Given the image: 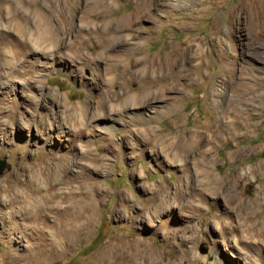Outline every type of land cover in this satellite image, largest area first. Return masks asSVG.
Here are the masks:
<instances>
[{
  "label": "rangeland",
  "instance_id": "obj_1",
  "mask_svg": "<svg viewBox=\"0 0 264 264\" xmlns=\"http://www.w3.org/2000/svg\"><path fill=\"white\" fill-rule=\"evenodd\" d=\"M241 1L0 0V264H102L103 252L114 264H244L242 256L254 254L235 242L234 214L224 212L221 196L206 194L197 169L209 163L226 180L264 161V43L249 49ZM254 1L242 3L264 5ZM189 38L202 44L200 64L169 63L171 45ZM144 55L161 58L162 73L142 72L134 58ZM111 62L116 67L105 72ZM212 73L222 93L209 92ZM165 83H173L167 100L107 114L108 97L153 93ZM152 110L161 116L135 119V111ZM206 127L215 139L205 155ZM156 136H188L190 150L201 152L196 165L188 154L169 161ZM49 158L64 171L46 195L71 192L94 204L85 231L67 225L72 215L57 216L67 226L58 252L50 249L56 212L41 206L24 219L6 215L18 206L8 203L13 177L23 181L29 165ZM248 180L232 187L252 203L264 175L255 170ZM51 200L60 209L71 203ZM255 212L259 220L264 206Z\"/></svg>",
  "mask_w": 264,
  "mask_h": 264
},
{
  "label": "bare ground",
  "instance_id": "obj_2",
  "mask_svg": "<svg viewBox=\"0 0 264 264\" xmlns=\"http://www.w3.org/2000/svg\"><path fill=\"white\" fill-rule=\"evenodd\" d=\"M242 1L239 4V7L237 8L236 11L240 14H242V13L245 14L243 20L246 22V24L248 26V28H247L248 35L251 36L250 44L248 46H249V49H252L253 51H255V49L258 48L259 44L264 43V5L262 3H261L262 5L261 4L259 5L258 3L248 4V2L242 3ZM255 1H257V0H255ZM257 2L260 3V1H257ZM262 2H264V1H262ZM108 24L109 23L106 21L105 23H103V26L107 27ZM232 25H233V23H232ZM116 26L120 27L121 24L116 23ZM228 26H231V23ZM136 33H138L137 30H136ZM216 39L218 42L221 40H224L223 34H221V35L216 34ZM184 41H185L184 43H182V42L179 43V44H181L180 46H178L177 44L171 45V48L169 49V52H168L169 55L166 56V59H170L168 62L175 65V66H177L178 63L182 64V65L183 64H186V65L187 64L188 65L194 64L195 62L192 63V60L197 59V62L194 65H197V64L199 65L201 62L202 56L204 54V51L201 48L202 44L201 43L197 44V43L193 42L191 40V38L184 40ZM106 47H107V45H104L100 49V51L98 52V56H99V54L102 55V53L105 52ZM34 49L38 50L39 48L34 47L33 50ZM75 49H76V47H75ZM78 55H79V53L77 55L74 54L75 57H77ZM153 56L147 57L144 55L143 58L135 57L134 62L136 64H139L140 62H141V64H143L144 67L142 68V72H144V73H152L153 71H155L158 74L162 73L163 69H162L161 58H158L156 56L157 59H154ZM114 64L115 63H113V62L106 64L104 71L105 72L109 71V69H111V68L114 70V68L116 67ZM194 65H192V66H194ZM177 72L180 73V76H184L182 69H180L178 67H177ZM218 77H219V75H215L214 73L209 74V78L212 79V82H210L211 85L209 84L210 85L209 92H214V93L215 92H217V93L221 92L222 93V90L220 88L217 89V87L215 86L217 83ZM172 86H173V83H171V84L165 83L162 87H159V88L157 87L158 88L157 91L153 92V93H149L148 91L145 92L144 88H137L138 90L133 95H129L126 92V95L120 100H118V96H115V98H113V100H115V101H113L110 97H108V100H111V101H108L106 99L109 102L108 103L109 111L107 113V110H106V113L107 114L113 113V111L120 112L121 110L129 108L130 106H128V105H131V108H136V107H139L145 103H148L152 98H155V97L164 98V100H167L168 98L165 95L166 94L168 95V93H171L173 91ZM129 97L132 99L131 102L128 101ZM174 97H173L172 101L174 99H176ZM170 99L171 98H169V100ZM85 108L86 107H84V106L80 107V110L85 111L84 110ZM156 110H152L151 113H146V114L144 112H142V113H144V114H142L140 112L141 110L135 111V113H136L135 119L142 121V122L150 121L152 119H158L159 116H161V113H159L160 110L159 111H156ZM230 110H231V113H235V108H234L233 104H232ZM163 111H165V109ZM157 114H160V115H157ZM234 118H235V114H234ZM211 125H216L218 127L217 123H213ZM212 130L213 129L206 127L204 135L201 136V138H202L201 140H204L207 144L210 145V146H208V148H205L204 151L202 152V153H205V155L207 154V152L210 149H212V147H214L212 145V143H213V140L215 139V134H213ZM187 137L183 136V137H181L182 139L174 138V140H173V138H171V137L156 136V138L154 140H155V142L165 143L164 144V145H166L165 148H168V149H163L162 153H164L165 157L169 161H171V162L179 161V159H178L179 156H183V155L185 156L186 154H188V156H190L193 159L192 162H194L196 165L197 160L195 157L197 154H199L201 152L198 149L196 150V147H194L193 149L190 150L191 145L189 146L187 144V142H186ZM164 145L162 146V148H164ZM195 151H199V153H197ZM54 154L55 153H53L52 155H54ZM54 157L56 158L57 162H58V160L61 161L60 156L54 155ZM201 166L202 167H200V165H197V169H199V172L202 174L203 181L201 179L200 180H201V183L203 182L202 186H203V189L205 190L206 194L210 195L212 197V199H214V201H216L215 199L217 197L221 196L223 201H224V212H231L232 214H234V216L236 218L235 224L229 228V230L232 233H236L235 242L238 243L243 248H246L248 251L251 250L254 253V254H252L251 257L250 256H242L244 264H255L258 257H264V254L261 252V250H264V212H263L262 216L259 218V220L254 218L255 213H256L255 211H258V209L260 207L264 206V181H262L261 183L258 184V188H257L256 194H255V199L253 200L252 203H248V202L242 200L240 198V196L238 195V193L237 194L234 193L233 191L235 188H233L232 185H233V183H237L240 180H242L245 184L250 183L248 180V173L251 172V173L255 174V170H256V172H260L264 175V161L260 162L255 167H248L247 169H241L242 167H240L233 172V174L230 178H228L226 180H221L220 176L211 170L209 163H203V164H201ZM63 169H64L63 166H60V164H58V163H52V158H49V161H46L43 164L29 165L27 167V173L29 176H27L28 178L24 179L23 181L21 180L22 178H16V176L14 175L15 177H13L14 178L13 182L15 184L14 189L16 191L13 192L10 200L8 199L9 200L8 203H16V204H18V206L15 207L12 212H9L8 214H6L8 216V218H11L10 220L12 221V219L14 217H17V216L19 218H23V219L27 218L28 215H30L29 212L34 213L35 209H38L41 206L42 207L44 206L45 208H47L48 209L47 211H49V212H51V211L56 212L55 217H56L58 222L54 221V223H56V225L54 227L56 230L59 229L60 231L57 230L58 231L57 232L54 230L55 232L52 236L53 238L50 241V246H51L50 249H52L56 252H58V247H60L59 246L60 243L64 242L62 240V238H64L63 236H65V232H64L65 228L67 229L66 224L64 222H60V220L57 218V216L63 215L64 213H68V215H70V216L72 215L73 216L72 218L69 216L70 217L69 223L67 225H69V224L71 225V223H72V228H74L76 230H80V231H82V230L85 231V229H87L88 226L90 225V217H91V215L93 213V209H94V204H93V201L90 198V196L86 197V201L84 204H81V202H80L81 200L76 199L72 195L73 193H71V192L58 193V192L54 191L53 194H51L49 197H48V195H46L47 185L50 184L51 187L55 186L57 181H59V179H60L59 177H60L61 173L64 171ZM24 171H25V169H24ZM24 176H26V175H24ZM201 191H203V190L201 189ZM10 194H11V191H10L9 195ZM60 195H62L63 198L64 197L67 198L69 200V202H71V203H68V208L60 209L58 207H53L52 204L50 203V202H52V200H51L52 198L59 197ZM6 196L8 197V195H6ZM7 197H5V198L7 199ZM58 202H59V200H58ZM5 203H6V201H5ZM211 204L213 206L214 202H212ZM2 213H4V211ZM81 216H83L84 219H82L80 221L78 218L79 217L81 218ZM3 217H4V215H3ZM5 222H6V220H5ZM224 227L226 228V226H224ZM66 234H68V233H66ZM79 234H81V232H79L77 236H79ZM73 236H74V233H73ZM77 236H75V237H77ZM67 237H71V236L69 235ZM239 245H237V246H239ZM254 250L259 251L258 256L255 255ZM156 261H157L156 264H161V262H162V261H159L158 259ZM99 262L102 264H114L113 263L114 259L112 258V260L110 261V259L107 257V253L103 252V254H101L99 256Z\"/></svg>",
  "mask_w": 264,
  "mask_h": 264
}]
</instances>
